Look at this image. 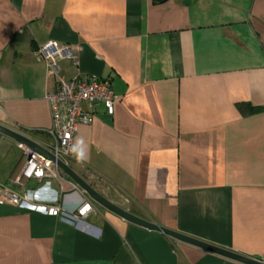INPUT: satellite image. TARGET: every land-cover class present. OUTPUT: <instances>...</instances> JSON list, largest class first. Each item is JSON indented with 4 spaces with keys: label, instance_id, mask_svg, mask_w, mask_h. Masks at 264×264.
Here are the masks:
<instances>
[{
    "label": "crops",
    "instance_id": "0c3cea01",
    "mask_svg": "<svg viewBox=\"0 0 264 264\" xmlns=\"http://www.w3.org/2000/svg\"><path fill=\"white\" fill-rule=\"evenodd\" d=\"M48 39L76 56L58 61L65 79H109L116 95L111 115L98 105L78 124L70 169L135 216L264 260V0H0V124L40 144L56 78L35 49ZM237 102L260 108L242 115ZM23 158L0 134L2 183ZM72 183L26 182L57 216L0 195V264H240Z\"/></svg>",
    "mask_w": 264,
    "mask_h": 264
},
{
    "label": "built area",
    "instance_id": "2783aa9c",
    "mask_svg": "<svg viewBox=\"0 0 264 264\" xmlns=\"http://www.w3.org/2000/svg\"><path fill=\"white\" fill-rule=\"evenodd\" d=\"M35 55L37 59L47 64L56 78L55 89L46 95L51 113V127L47 130L50 140L39 143L53 156V159L17 143L24 157L20 174L14 179V186L6 185L0 180V195H5L17 206L43 207L47 214L57 216L62 213L60 205L34 204L33 191L27 187L26 182L29 180L62 182L64 173L56 161L60 160L67 164L71 156L79 153L80 147L74 142L78 124L90 123L98 105H102L106 113L111 115L114 111L116 95L109 79L80 75L70 79L63 77L58 70V61L72 59L76 62V56L67 43L48 39L35 49ZM84 105L86 108L83 107ZM72 184L73 187L78 188L75 183ZM89 204V202L81 204L77 213L84 215L85 210L90 209Z\"/></svg>",
    "mask_w": 264,
    "mask_h": 264
},
{
    "label": "water",
    "instance_id": "95a60500",
    "mask_svg": "<svg viewBox=\"0 0 264 264\" xmlns=\"http://www.w3.org/2000/svg\"><path fill=\"white\" fill-rule=\"evenodd\" d=\"M0 134L11 138L12 140H14V142L18 144H22L29 150L43 153L47 157L53 159V156L48 151H46L38 142H36L35 140L29 138L28 136L22 134L21 132L17 130H14L12 128H9V127H6L0 124ZM56 162H57V165L62 170V172L65 173L78 186V188L82 189L88 195L91 201L96 202L97 204L101 205L105 209L109 210L110 212L118 215L119 217L131 223H134L136 225H139L149 230L161 232L164 235L170 238H173L177 241H181V242L205 249L207 251L216 253L218 255H221L231 260H234L236 262H239L240 264H264L263 259L254 258L248 255L242 254V253L229 250L227 248H223V247L211 244L209 242L194 238L192 236L183 234L181 232L166 228L155 222L148 221L138 216H135L134 214L128 212L124 208H121L120 206L116 205L112 201L106 199L104 196H102L100 193L94 190L82 178H80L73 170H71L67 164H65L64 162L60 160H57Z\"/></svg>",
    "mask_w": 264,
    "mask_h": 264
},
{
    "label": "trees",
    "instance_id": "16d2710c",
    "mask_svg": "<svg viewBox=\"0 0 264 264\" xmlns=\"http://www.w3.org/2000/svg\"><path fill=\"white\" fill-rule=\"evenodd\" d=\"M237 110L242 114V115H247L255 110H258L260 107L257 106H252L251 104L247 102H237L236 104Z\"/></svg>",
    "mask_w": 264,
    "mask_h": 264
},
{
    "label": "rangeland",
    "instance_id": "374dc122",
    "mask_svg": "<svg viewBox=\"0 0 264 264\" xmlns=\"http://www.w3.org/2000/svg\"><path fill=\"white\" fill-rule=\"evenodd\" d=\"M9 155L17 160L19 157H21V152L16 147H12V149H10Z\"/></svg>",
    "mask_w": 264,
    "mask_h": 264
}]
</instances>
